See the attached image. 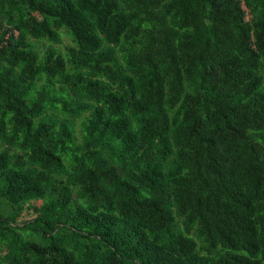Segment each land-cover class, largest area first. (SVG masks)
I'll list each match as a JSON object with an SVG mask.
<instances>
[{"label": "trees", "instance_id": "trees-1", "mask_svg": "<svg viewBox=\"0 0 264 264\" xmlns=\"http://www.w3.org/2000/svg\"><path fill=\"white\" fill-rule=\"evenodd\" d=\"M0 252L264 264V0H0Z\"/></svg>", "mask_w": 264, "mask_h": 264}, {"label": "rangeland", "instance_id": "rangeland-1", "mask_svg": "<svg viewBox=\"0 0 264 264\" xmlns=\"http://www.w3.org/2000/svg\"><path fill=\"white\" fill-rule=\"evenodd\" d=\"M62 37H63L62 43L59 44V47H61L62 49H65L66 46L73 44L72 37L68 33H66L65 31H63V33H62ZM0 254H2V253L0 252Z\"/></svg>", "mask_w": 264, "mask_h": 264}]
</instances>
